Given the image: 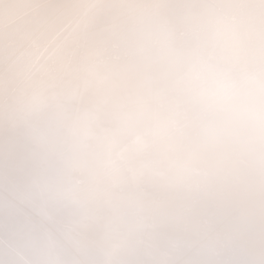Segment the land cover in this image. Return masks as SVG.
Listing matches in <instances>:
<instances>
[{
    "label": "snow or ice",
    "instance_id": "snow-or-ice-1",
    "mask_svg": "<svg viewBox=\"0 0 264 264\" xmlns=\"http://www.w3.org/2000/svg\"><path fill=\"white\" fill-rule=\"evenodd\" d=\"M0 264H264V0H0Z\"/></svg>",
    "mask_w": 264,
    "mask_h": 264
}]
</instances>
